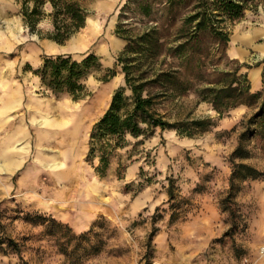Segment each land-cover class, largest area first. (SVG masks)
<instances>
[{
	"label": "rangeland",
	"instance_id": "374dc122",
	"mask_svg": "<svg viewBox=\"0 0 264 264\" xmlns=\"http://www.w3.org/2000/svg\"><path fill=\"white\" fill-rule=\"evenodd\" d=\"M125 1L80 0L84 26L58 43L47 36L48 16L29 30L22 0H0V264H264V136L247 139V156L235 159L261 175L235 179L228 196L229 155L247 106L219 117L190 91L166 108L210 120L193 134L157 127L146 138L126 136L103 172L86 157L92 124L124 86L116 58L126 41L116 26L136 34L158 21L137 13L134 0L121 13ZM56 53L97 56L100 69L80 97L53 92L34 73ZM225 53L249 64L240 70L251 91L261 89L264 0L230 26ZM80 233L88 243L68 237ZM92 242L97 249L78 260L61 251Z\"/></svg>",
	"mask_w": 264,
	"mask_h": 264
},
{
	"label": "trees",
	"instance_id": "16d2710c",
	"mask_svg": "<svg viewBox=\"0 0 264 264\" xmlns=\"http://www.w3.org/2000/svg\"><path fill=\"white\" fill-rule=\"evenodd\" d=\"M261 2L134 0L137 13L158 14V21L143 24L136 34L128 33L123 25L116 26L115 33L126 41L116 58L124 86L113 91L107 108L89 131L86 157H97V171L103 172L112 151L126 144V136L146 138L157 127L191 135L204 127L210 121L207 118H189L166 108L191 91L197 102L208 103L219 117L240 104L250 109L240 120L237 143L229 155L232 170L228 196L233 195L235 179L261 175L255 167L235 162V159L247 156L244 146L247 139L255 134L264 136V68L261 89L251 91L246 74L240 70L250 65L229 59L225 53L230 26L246 9H255ZM130 3L131 0H126L120 12L124 13ZM46 5L49 11L44 13ZM19 12L29 30H34L44 15L48 16L51 30L47 36L58 43L83 27L87 15L80 0H22ZM99 69L100 62L93 53L80 59L70 53H56L44 55L34 73L41 84L53 92L78 98L84 92L86 76ZM113 74L114 70L109 69L102 79L107 80ZM125 88L129 93H124ZM167 193L169 200L174 198L172 180H169ZM68 237L89 242L86 233ZM94 243L69 252L61 251L70 261L78 260L82 254L97 249Z\"/></svg>",
	"mask_w": 264,
	"mask_h": 264
},
{
	"label": "bare ground",
	"instance_id": "6f19581e",
	"mask_svg": "<svg viewBox=\"0 0 264 264\" xmlns=\"http://www.w3.org/2000/svg\"><path fill=\"white\" fill-rule=\"evenodd\" d=\"M39 122L41 123V122H43L42 120H39ZM57 164H60V163H58V162H54L53 164H49L48 165V167H51V166H53V165H57ZM88 198V197H87Z\"/></svg>",
	"mask_w": 264,
	"mask_h": 264
}]
</instances>
